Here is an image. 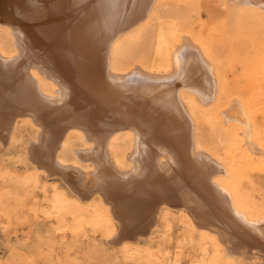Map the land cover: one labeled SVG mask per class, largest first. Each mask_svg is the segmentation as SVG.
Here are the masks:
<instances>
[{
  "label": "bare ground",
  "instance_id": "bare-ground-1",
  "mask_svg": "<svg viewBox=\"0 0 264 264\" xmlns=\"http://www.w3.org/2000/svg\"><path fill=\"white\" fill-rule=\"evenodd\" d=\"M157 1L0 0V22L16 49L12 56L0 51V137L12 141L18 116L29 118L39 131L28 145L27 159L48 176L59 174L82 201L99 195L120 225L114 242L151 237L160 217L168 230L170 209L163 207L185 208L182 222L193 221L197 230L214 234L222 253L236 256L233 264H264V218L255 220L218 184L225 165L195 137L192 108L197 103L210 106L220 95L208 45L201 46V37L190 32L169 52L166 66L117 64L121 57L115 56L129 44L119 42L142 29ZM222 1L263 24L264 0ZM160 43H165L164 31ZM38 74L54 82L51 95L41 89ZM238 101L228 103L220 115L225 123L233 121L232 110L237 109L240 150L264 156V144L254 141L252 118ZM73 132L87 144L75 153L86 165L71 167L74 172L59 157ZM125 132L132 136L129 169H122L125 163L112 149ZM62 198L56 194L55 205ZM206 255L204 249L202 261Z\"/></svg>",
  "mask_w": 264,
  "mask_h": 264
},
{
  "label": "rangeland",
  "instance_id": "rangeland-1",
  "mask_svg": "<svg viewBox=\"0 0 264 264\" xmlns=\"http://www.w3.org/2000/svg\"><path fill=\"white\" fill-rule=\"evenodd\" d=\"M154 9L142 29H135L128 35V39L126 36L119 42L122 47L126 42L129 44L115 56L116 60L121 57L117 64L120 62V66L132 68L142 62L140 65L145 64L147 69L166 66L170 61L169 52L182 42L184 34L193 32L194 35L195 32L196 37L199 36L197 39L201 37V46L208 45L209 60L215 66L214 71L217 72V81L219 79L221 87L215 103L208 107L197 103L194 105L196 108H192L196 140L208 154L225 165L218 175V184L231 191L239 205L255 220L264 218V156L240 150L241 144L237 142L239 127L235 120L237 116L239 120L241 117L237 109L232 110L233 118L236 117L233 121L225 123L220 115V110L228 103L239 100L238 103L248 110L249 118H252L250 120L253 121V133L256 136L254 141L263 146L264 22L261 25L254 16H243L237 8L222 0H158ZM8 31L6 25L0 22V51L12 56L16 49ZM163 31L165 43L161 44ZM203 39L206 41L203 42ZM123 41L124 44H120ZM123 55L128 56L124 58ZM36 78L45 93L51 95L55 91L51 79L41 74ZM202 108L208 110L203 111ZM15 123L12 141L6 143L0 135V264L235 262L236 256L222 253V246L214 234L197 230L193 221H186L189 226L182 222L184 215H187L185 208L179 212L172 207H163L165 210L170 209L172 222L168 230L166 221L160 217L151 237L140 236L137 240L130 237L114 242L120 232V225L102 198L97 195L91 200L82 201L59 174L48 176L45 170L38 171L27 159V148L37 139L39 129L27 117L18 116ZM126 133L114 141L112 148L118 159L127 165L124 164L122 169L131 167L126 157L132 149V136L128 135L130 132ZM71 135L67 137L59 157L70 168L86 165L75 153L84 150L87 144L80 133L73 132ZM56 194L63 196L59 205L54 203ZM131 248L137 251L133 252ZM204 249L207 255L203 262L201 254ZM255 261L249 260L246 261L249 263L243 264H254Z\"/></svg>",
  "mask_w": 264,
  "mask_h": 264
}]
</instances>
